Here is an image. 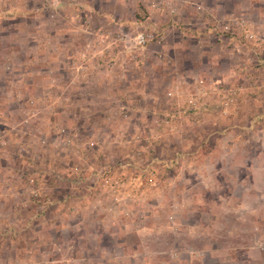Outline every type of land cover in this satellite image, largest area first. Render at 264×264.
Wrapping results in <instances>:
<instances>
[{
    "label": "rangeland",
    "instance_id": "374dc122",
    "mask_svg": "<svg viewBox=\"0 0 264 264\" xmlns=\"http://www.w3.org/2000/svg\"><path fill=\"white\" fill-rule=\"evenodd\" d=\"M150 1L0 0V264L193 260L167 255L176 158L215 155L219 130L235 131L239 92L218 120L222 99L204 84L236 79L235 50L264 67L260 47L235 28L214 31L212 17L249 20L264 3L238 0L235 12L234 0H178L169 17ZM140 32L163 39L139 46ZM197 57L210 63L201 72ZM199 80L208 95L188 112ZM263 119L255 113L252 125Z\"/></svg>",
    "mask_w": 264,
    "mask_h": 264
},
{
    "label": "crops",
    "instance_id": "0c3cea01",
    "mask_svg": "<svg viewBox=\"0 0 264 264\" xmlns=\"http://www.w3.org/2000/svg\"><path fill=\"white\" fill-rule=\"evenodd\" d=\"M258 1L264 3V0ZM248 3L249 8L256 6ZM242 4L234 0V11L237 12ZM248 12V19L253 24H260V33L264 36V26L261 25L264 24V9L262 13L253 9ZM197 58L195 72L210 65L200 60L202 55ZM226 70L230 69L227 67ZM260 73H264V67L255 66L251 59L232 82L228 76L217 79L223 86L229 88L230 84L232 90L239 92L237 123L233 125L236 129L222 127L219 130L222 134L215 155L211 150L213 147L207 148L199 159L180 152L174 164L173 179L168 181L169 199L179 205L173 224L176 228L173 246L178 249L199 247L206 253L205 264H224L223 258H230L229 264H256L255 259H263L258 252L247 247L254 236L252 228L257 226L264 230V197L261 198L264 193V119L258 125L251 122L255 113L261 112L264 116V75ZM208 103H218L217 98L209 96ZM214 113L218 120H225L230 115L223 116L219 111ZM198 177L207 178L210 187L197 186L194 179ZM228 247L235 250L228 252ZM181 255L191 258L185 253ZM177 264L196 262L184 260Z\"/></svg>",
    "mask_w": 264,
    "mask_h": 264
},
{
    "label": "built area",
    "instance_id": "2783aa9c",
    "mask_svg": "<svg viewBox=\"0 0 264 264\" xmlns=\"http://www.w3.org/2000/svg\"><path fill=\"white\" fill-rule=\"evenodd\" d=\"M178 7H179V1L178 0H151L149 3V9L152 12H155L156 14H166L169 17H173L177 15L178 13ZM195 10L197 12H201L203 8L199 5H195ZM252 24L249 20L245 19L244 17H237V16H228L223 18H214L212 17V29L215 31L216 29L222 31L223 33H230L234 28L237 30L239 34V38L245 42V43H253V45H256L260 47L258 51H260L261 54H264V45H262V40L260 37L257 35V33L252 29ZM162 37L160 35H157L152 32H140L136 34L134 37L135 44L142 46L145 43L148 42H155L159 44L162 41ZM235 55H236V73L233 75L236 76L239 74V72L242 70L245 60H243V52L238 49L235 50ZM238 57V58H237ZM202 81L196 82V90L194 92V98L188 100V112L193 111V109L196 108L195 104L197 101L202 99L204 96H207L208 90H206V84H209L212 87V93L217 95L218 98L222 99L221 103L224 105V109L219 111L223 116H227L230 112L227 107L230 106V104L233 103L234 97L233 93H235V90L230 89L228 92L226 89H224V86L222 85V82L219 80H215L214 82H205L202 85ZM169 96V93L167 94ZM228 105V106H227ZM168 117V115H166ZM166 119L164 122L166 123ZM64 143V142H63ZM65 144V143H64ZM226 157V156H225ZM171 182V181H170ZM152 182V177L148 176L145 178V184L146 185H151ZM194 183L202 187L203 189H208L210 187V182L206 178L201 179L197 178L196 180L194 179ZM170 185V183H169ZM33 197H35V192H32L31 194ZM264 197V193L261 194V198ZM174 199H170V203L168 206V212L166 214V221L169 227L173 230V232H176V228L173 225L174 220L176 217V213L179 211V205L173 202ZM127 214V212H126ZM131 212H128V218L131 217ZM252 232L254 233V236L250 243L247 245V247L251 250H255L258 252L264 260V230L259 229L257 226L252 228ZM235 250L234 247H228V252H232ZM181 253L188 254L191 259L196 260L198 264H205L203 263L204 261V256L205 252L204 250L200 249L199 247H190L186 249H178L175 246H172V249L168 250L167 255L170 259L172 260H177L180 257ZM224 264H229L230 258H223Z\"/></svg>",
    "mask_w": 264,
    "mask_h": 264
}]
</instances>
